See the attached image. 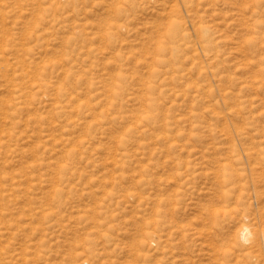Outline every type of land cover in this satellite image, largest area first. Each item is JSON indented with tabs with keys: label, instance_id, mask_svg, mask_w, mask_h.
Wrapping results in <instances>:
<instances>
[{
	"label": "rangeland",
	"instance_id": "obj_1",
	"mask_svg": "<svg viewBox=\"0 0 264 264\" xmlns=\"http://www.w3.org/2000/svg\"><path fill=\"white\" fill-rule=\"evenodd\" d=\"M0 61V264H264V0H0Z\"/></svg>",
	"mask_w": 264,
	"mask_h": 264
},
{
	"label": "bare ground",
	"instance_id": "obj_2",
	"mask_svg": "<svg viewBox=\"0 0 264 264\" xmlns=\"http://www.w3.org/2000/svg\"><path fill=\"white\" fill-rule=\"evenodd\" d=\"M0 64H2V62L0 61ZM7 64V63H6ZM5 65V64H4ZM3 65V66H4ZM5 68L7 67V66H4ZM1 68H3L2 67V65H1ZM8 68V67H7ZM3 71H5V70H3ZM36 74V73H35ZM251 237H252V235H251V232H250V230H249V227H247V226H245L243 229H242V232H241V239L242 240H244V241H250L251 240ZM263 237H264V234H263ZM262 237V238H263Z\"/></svg>",
	"mask_w": 264,
	"mask_h": 264
}]
</instances>
